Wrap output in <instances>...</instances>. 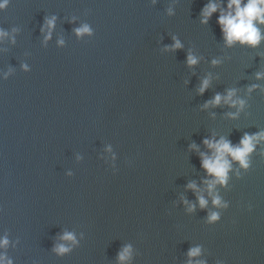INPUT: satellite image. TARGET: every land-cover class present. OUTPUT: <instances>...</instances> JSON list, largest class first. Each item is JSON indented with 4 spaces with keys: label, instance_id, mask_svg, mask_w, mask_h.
Wrapping results in <instances>:
<instances>
[{
    "label": "water",
    "instance_id": "1",
    "mask_svg": "<svg viewBox=\"0 0 264 264\" xmlns=\"http://www.w3.org/2000/svg\"><path fill=\"white\" fill-rule=\"evenodd\" d=\"M208 2L8 0L0 9V239L8 240L0 255L12 264H120L131 245L125 264H189L199 247L192 264H264V142L247 171L233 161L227 185L213 187L226 209L212 204L214 177L200 156L212 155L206 138L235 146L264 131V77L256 79L264 41L227 47L219 9L200 23ZM84 25L92 34L78 36ZM229 89L245 101L235 118L223 100L203 107ZM213 211L220 219L209 223ZM65 232L77 244L62 241ZM60 243L71 250L58 255Z\"/></svg>",
    "mask_w": 264,
    "mask_h": 264
},
{
    "label": "clouds",
    "instance_id": "2",
    "mask_svg": "<svg viewBox=\"0 0 264 264\" xmlns=\"http://www.w3.org/2000/svg\"><path fill=\"white\" fill-rule=\"evenodd\" d=\"M8 0H0V9L7 6ZM219 9V15L217 17V24L220 27L224 43L227 47H232L235 44L240 46H247L250 48H256L259 46L261 41H264V32H262L261 27L264 26V0H224L223 7L220 3L215 2V0H209L200 11V23L207 24L208 20L213 13L217 12ZM171 13V10L169 11ZM55 17L46 21L45 27L49 30V35L44 38L47 40L50 36L51 29L54 25ZM76 34L79 36L81 34H92V30L88 25H84L77 28ZM7 35V33L0 32V36ZM62 43V42H61ZM172 50L180 49L182 47L181 42L173 37V44L170 46ZM197 58L189 53L186 57V64L188 66H193L197 63ZM220 61L217 59L211 60L213 66L219 64ZM27 70V69H25ZM7 73L4 74L3 78H7ZM264 77V73L257 72L256 79L259 80ZM209 85V79L205 78L202 80L199 93H203ZM258 85H251L248 89L249 92L257 88ZM236 95L235 89H229L226 94L222 97L220 94H216L211 101L205 103L203 107L207 108L209 104L212 106L220 105L221 101L228 105L229 107L236 108L235 113H229L232 118H235L238 113L245 107V101L240 98H234ZM264 142V131H259L254 134L245 133L238 145H232L229 140L221 137L219 140L204 139L203 144L206 145L208 149L212 150V155L208 156L204 153H200L201 156V167L205 170L206 174H210L214 179L206 181L208 194L212 197V204L220 209L228 208V203L226 201L222 202L221 198L212 191L213 187L219 184L221 187L227 185L228 172L232 168V162L238 163L239 168L245 171L250 167L249 156L254 151L259 143ZM190 148L195 149L196 145H190ZM264 155V153H262ZM230 158V159H229ZM71 173H69L70 175ZM237 176L240 173L237 171ZM189 189H196L195 183H189L187 185ZM199 206L204 208L207 201L203 196L197 197ZM188 205L187 210L189 212L194 211V206L184 201ZM248 211L252 210V206L249 204L247 206ZM208 222L214 223L220 219V213L213 211L208 215ZM60 239L62 241L71 242V245L77 244V240L73 233L65 232ZM8 240L6 238L0 239V246H7ZM71 250L70 246H66L64 243H60L55 246L54 251L58 255H63ZM200 254L199 247L190 248L187 255L190 258L189 264H192L191 258L197 257ZM132 247L131 245H125L117 255V260L120 264H125L131 260ZM0 264H12L11 260L5 259L4 256L0 255ZM196 264H203L202 261L196 262ZM219 264V262H218Z\"/></svg>",
    "mask_w": 264,
    "mask_h": 264
}]
</instances>
